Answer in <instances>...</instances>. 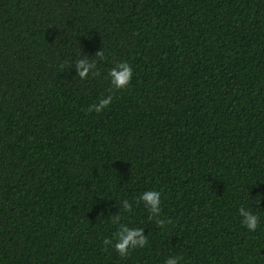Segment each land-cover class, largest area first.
I'll return each instance as SVG.
<instances>
[{
	"label": "trees",
	"instance_id": "1",
	"mask_svg": "<svg viewBox=\"0 0 264 264\" xmlns=\"http://www.w3.org/2000/svg\"><path fill=\"white\" fill-rule=\"evenodd\" d=\"M151 189L163 226L134 200ZM114 216L147 238L123 258ZM176 255L264 264V0H0V264Z\"/></svg>",
	"mask_w": 264,
	"mask_h": 264
},
{
	"label": "clouds",
	"instance_id": "2",
	"mask_svg": "<svg viewBox=\"0 0 264 264\" xmlns=\"http://www.w3.org/2000/svg\"><path fill=\"white\" fill-rule=\"evenodd\" d=\"M98 57H103L101 51L95 53ZM74 68L76 69V76L81 80L88 77L90 73L94 74L96 68V61L89 60L85 55H82L80 59L75 62ZM132 68L126 61L115 62L111 68L107 71V79L109 81L110 88L120 90L125 88L132 78ZM112 101V96L107 95L98 98V100L89 106L88 111H95L96 113L106 109ZM136 203H143L149 213V219H155L157 225L163 226L167 221L160 219L161 213V193L155 189L145 190L140 192L135 198ZM121 208L124 212H129L133 208L132 204H129L127 199L121 201ZM240 217V224L246 228L249 232H255L261 225V217L256 214L250 207L241 205L237 209ZM120 217L114 216L113 223L117 224V229L113 234V238H106L104 240L105 245H112L114 250L120 257H125L134 248L143 247L147 238L142 228H129L127 224L119 223ZM181 257L169 256L165 259L164 264H179Z\"/></svg>",
	"mask_w": 264,
	"mask_h": 264
}]
</instances>
